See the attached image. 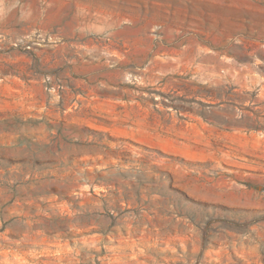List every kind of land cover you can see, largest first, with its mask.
Masks as SVG:
<instances>
[{"label":"rangeland","instance_id":"obj_1","mask_svg":"<svg viewBox=\"0 0 264 264\" xmlns=\"http://www.w3.org/2000/svg\"><path fill=\"white\" fill-rule=\"evenodd\" d=\"M0 264H264V0H0Z\"/></svg>","mask_w":264,"mask_h":264},{"label":"bare ground","instance_id":"obj_2","mask_svg":"<svg viewBox=\"0 0 264 264\" xmlns=\"http://www.w3.org/2000/svg\"><path fill=\"white\" fill-rule=\"evenodd\" d=\"M222 77V76H221ZM221 77H220V79H221ZM226 78V77H225ZM222 80V79H221ZM197 134V133H196Z\"/></svg>","mask_w":264,"mask_h":264}]
</instances>
